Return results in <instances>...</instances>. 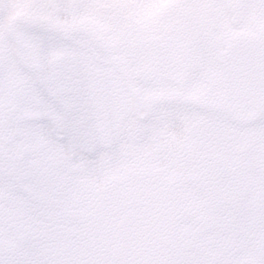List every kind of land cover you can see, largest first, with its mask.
Masks as SVG:
<instances>
[{
	"label": "snow or ice",
	"instance_id": "obj_1",
	"mask_svg": "<svg viewBox=\"0 0 264 264\" xmlns=\"http://www.w3.org/2000/svg\"><path fill=\"white\" fill-rule=\"evenodd\" d=\"M0 264H264V0H0Z\"/></svg>",
	"mask_w": 264,
	"mask_h": 264
}]
</instances>
